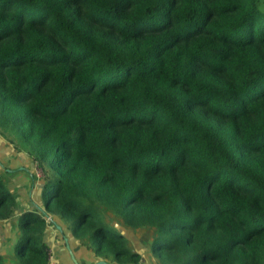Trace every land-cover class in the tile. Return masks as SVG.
<instances>
[{"label": "trees", "instance_id": "16d2710c", "mask_svg": "<svg viewBox=\"0 0 264 264\" xmlns=\"http://www.w3.org/2000/svg\"><path fill=\"white\" fill-rule=\"evenodd\" d=\"M0 137L43 182L0 179V264L48 216L95 263L264 264V0H0Z\"/></svg>", "mask_w": 264, "mask_h": 264}, {"label": "crops", "instance_id": "0c3cea01", "mask_svg": "<svg viewBox=\"0 0 264 264\" xmlns=\"http://www.w3.org/2000/svg\"><path fill=\"white\" fill-rule=\"evenodd\" d=\"M36 170H38L35 166V163L31 161V159L25 155L24 153H19L15 151L10 144L6 143L0 137V179L8 188V190L15 197V200L20 209H32V205L34 208H37L41 205L40 193L43 182L41 181L42 177L36 175ZM67 240L69 250L71 253H75V257L78 260L77 264H94L96 260L93 257L82 250V248H78V244L71 239L66 233L65 238ZM48 241H51L48 244ZM58 238L53 235L50 231H46L45 242L48 247H55V257L56 260L53 262V258L51 257V263L56 264L59 262L62 264L63 257L66 255L63 254L61 248L57 245ZM133 248H135L142 255L141 264H156V261L150 257L149 250L146 249V243H142L141 241H134ZM74 249V252H73ZM145 249L147 252H144ZM142 250V251H141ZM82 255V258L80 256ZM82 259V261H79Z\"/></svg>", "mask_w": 264, "mask_h": 264}, {"label": "rangeland", "instance_id": "374dc122", "mask_svg": "<svg viewBox=\"0 0 264 264\" xmlns=\"http://www.w3.org/2000/svg\"><path fill=\"white\" fill-rule=\"evenodd\" d=\"M36 175H38L39 177L42 176L41 175V172L39 170H36ZM31 208L32 209H35L33 207V205H32ZM48 220L49 221H46V223H47V230L46 231H50L51 233H53L54 236H56L58 238L57 245H58L59 248H61V251L63 252V254L64 255L66 254L63 257L62 264H74L72 262L70 253H69V251L67 249V246H66V245H68L69 242H67V240L64 239L65 236L62 235V233H61V227L58 224H56L53 219H48ZM56 226L60 227V231L56 228ZM16 233H17V226H16V220H15V218H12L11 220H8L6 222H0V254H2V255H8V254H10L12 252V247H13V244L15 243ZM134 239H137L136 241H141V242L146 243V249L149 250V248L147 246V241L145 239H143V238H140V239L134 238ZM49 243H50V245H52L51 244V241H48V244ZM143 251L144 252H147L145 249H143ZM49 252H50V256L54 259L53 260V262H54L56 260V257H55V252H56L55 247L54 246L53 247H50L49 248ZM74 255H75V253L73 254V256ZM80 257L82 258V255ZM74 258H75V260L78 263V260L76 259L75 256H74ZM51 261L52 260H50V262ZM79 261H82V259H79ZM56 264H60V263L59 262H56Z\"/></svg>", "mask_w": 264, "mask_h": 264}, {"label": "water", "instance_id": "95a60500", "mask_svg": "<svg viewBox=\"0 0 264 264\" xmlns=\"http://www.w3.org/2000/svg\"><path fill=\"white\" fill-rule=\"evenodd\" d=\"M56 228L60 231V227L56 226ZM66 246H67V249H68V251H69V253H70V256H71L72 262H73L74 264H77V261L75 260L73 254H72L71 251L69 250L68 245H66ZM95 264H106V263L100 261V262H96Z\"/></svg>", "mask_w": 264, "mask_h": 264}, {"label": "built area", "instance_id": "2783aa9c", "mask_svg": "<svg viewBox=\"0 0 264 264\" xmlns=\"http://www.w3.org/2000/svg\"><path fill=\"white\" fill-rule=\"evenodd\" d=\"M48 219H51V218L48 216V217H46V221H49ZM49 258L51 260V256ZM50 264H52V263L50 262Z\"/></svg>", "mask_w": 264, "mask_h": 264}]
</instances>
